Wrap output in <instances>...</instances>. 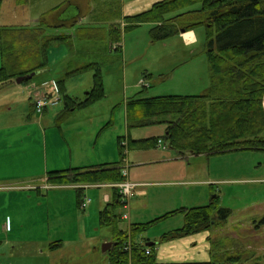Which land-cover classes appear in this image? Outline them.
<instances>
[{"label":"rangeland","instance_id":"1","mask_svg":"<svg viewBox=\"0 0 264 264\" xmlns=\"http://www.w3.org/2000/svg\"><path fill=\"white\" fill-rule=\"evenodd\" d=\"M71 2L74 0H30L27 5L22 6L16 4L15 0H4L0 24L1 26L25 27L24 25L27 24L33 26L41 22H38L37 18L41 17L42 12L54 16L60 11L56 17L51 16L53 19L50 18L48 23L50 26H60L59 29L50 28L48 32L50 34H74L75 29L73 30L74 27L71 24L84 7L81 5L82 3H73L69 6ZM94 5L96 4L94 3ZM57 7L58 9H56ZM81 24L95 26L92 19L82 21L75 26L78 27ZM151 29L152 24L145 23L124 33L120 51L115 50L116 45L111 46V41L108 38L101 41L75 40L73 47L66 44L56 45L50 51V69L48 71L36 74L32 79L20 84L13 81L3 87L0 86V140L5 145L3 149H0V178L26 176L36 170L37 165L40 168V161L41 170L49 168L46 173L67 169L66 166L72 164L70 163L71 150L74 160L82 159L85 164H90L87 160H94L95 157L99 158L98 164L121 162L122 167H125L129 172L130 180H133L134 176L144 169H154V167L167 164V162L158 161V166L148 164L141 170L135 169L136 162L145 160V157L163 159L164 157L169 159L170 156L177 157L178 153L164 141L166 124L159 123L146 127L129 128L126 105L128 100L134 97L184 95L187 88L194 85H199L197 90H200L199 88L204 84L209 87L211 76L206 52V32L203 26L195 29L196 43H189L185 37L182 38L180 35L155 42L151 38ZM2 62V40L0 37V68ZM90 63H97L100 66L106 93L104 98L96 101L90 107L106 116V119L101 124L98 120L83 122L79 126H73L71 134H67L65 130V135H63L60 126L63 129L64 126L59 123V115L65 110L63 98L61 97V101L57 105H51L48 110L37 113L33 107V87L37 84L40 87H46L51 83L57 84L56 80L64 77L65 69H73ZM51 79L54 81H45ZM65 86L69 95L83 99L94 86V71L90 70L70 76L66 80ZM54 89L60 92L59 87H54ZM43 116H46V119L41 125L39 121ZM67 120H72V118L69 117ZM78 130H81L80 134H78ZM128 136L135 140L163 138L167 149L157 147L158 140L157 146L152 145L140 150L125 148L123 157L120 153L119 138ZM33 153L37 154V158H31ZM189 155L186 154V156ZM230 155L234 157H230ZM218 156L222 158L221 163L214 160L212 164L214 165L213 171L219 175H228L229 172L230 174L236 172L237 176L247 175L248 178L264 175V151L230 152ZM21 157L24 159L29 157V159L20 162ZM239 157H241V161L235 162ZM32 160L37 161V164H34ZM174 165L179 166L180 171L189 169L188 167H192L190 170L196 169L198 166L195 160L190 161L189 158H185L183 164ZM235 166L237 168L234 169ZM56 167L61 169H55ZM251 182L253 181L249 183L233 181L230 185H218L219 190L222 191L221 206L234 209L254 206L248 211V214L257 213L260 222L264 218V183ZM149 190L148 197L139 199L142 204L146 203L148 207L147 211L140 210L138 212L141 214L143 211L140 217L142 221L120 220L119 226L121 229L128 230L132 222L144 225L135 241L146 247H148L147 243L152 242L155 254H157L160 248L167 247L168 243L172 241L165 239L166 234L181 228L185 223L184 214L181 212L163 219L160 218L185 207L186 205L181 203L183 202L182 197H186L189 191L183 186L174 188L163 184L151 187ZM112 192V189L108 188L84 190L82 197L86 196L92 200L90 207L85 210L78 203L76 189L66 188L51 192L52 198L49 199L46 196L43 208L35 206L37 201L35 198L32 199V194L23 195V200L28 202L23 208V212L32 215L37 210L40 216L43 211V233L47 236L51 232L54 237L65 240L64 254L70 255L72 252L79 255L81 253L86 256L78 258L79 263H99L109 259L108 253L103 252L105 242L99 239H113V228L103 226L100 218V212L107 206L105 201L108 195L113 194ZM172 198L175 199L173 203L177 205L176 209L169 211L168 207L160 204L164 200L173 201ZM133 201H136V198ZM208 203H200V205L205 206ZM118 212L120 214L127 213L122 209ZM245 215L240 214V217L229 220L226 228L236 222L235 219L246 218ZM48 218L51 219L52 225L47 223ZM248 236H251L256 242L254 244L262 248L256 249L257 254L263 255L264 226L258 233L250 230ZM130 238L129 243L133 245V237ZM241 243L244 244V241ZM91 251L93 254L89 259L87 255ZM242 253L247 257V253ZM245 262L246 264H254V262L264 264V258H257L253 261L249 259Z\"/></svg>","mask_w":264,"mask_h":264},{"label":"trees","instance_id":"2","mask_svg":"<svg viewBox=\"0 0 264 264\" xmlns=\"http://www.w3.org/2000/svg\"><path fill=\"white\" fill-rule=\"evenodd\" d=\"M0 0V20L2 3ZM25 6L30 0H15ZM94 0L92 20L96 26L77 27L72 33L50 34L49 26L40 22L35 27L1 26L2 67L0 86L18 77L41 74L50 69L49 55L56 45L73 47L75 40L101 41L108 38L115 50H121L123 34L152 24L151 38L163 41L182 32L203 26L206 52L210 63L211 83L202 95H165L151 98L134 97L126 105L129 128L166 124L163 136L178 155H220L243 150L264 151V0H162L149 10L122 17L121 0ZM123 20V23H121ZM123 24V25H122ZM94 71V86L79 99L66 92L70 76ZM28 81V80H27ZM57 86L65 104L59 115L63 123L72 109L88 107L106 96L104 76L97 63L68 69ZM34 107V106H33ZM35 110V109H34ZM163 138H119L123 149H144ZM124 142V143H122ZM124 157V156H123ZM121 162L88 167H70L47 174L49 185H76L78 196L83 185L115 184L126 180ZM114 198L100 212L101 224L113 228L114 245L108 251L111 264H156L146 246L135 241L144 225H133L130 234L119 226L125 201L116 189ZM80 197V206L84 198ZM183 213L184 226L166 234V240L208 231L227 222L232 211L222 207L218 197L208 205L182 208L165 215ZM220 251H222L220 249ZM214 256L213 264H238L247 260L242 251L236 256ZM254 264H260L259 262Z\"/></svg>","mask_w":264,"mask_h":264},{"label":"crops","instance_id":"3","mask_svg":"<svg viewBox=\"0 0 264 264\" xmlns=\"http://www.w3.org/2000/svg\"><path fill=\"white\" fill-rule=\"evenodd\" d=\"M162 0H121V12L122 17L135 15L144 11L149 10L155 3ZM102 2V3H101ZM105 1L100 0V3L104 5ZM73 3L83 5V9L81 12L77 14L76 20L71 24L74 29L77 27L78 23H81L85 20L92 19V13L95 10L94 0H74ZM58 9V7L56 8ZM55 11V10H53ZM52 13V12H51ZM60 11L56 15H58ZM50 13L42 12L41 17L37 18V21L49 23ZM56 15H54L56 17ZM53 16V17H54ZM53 17L51 19H53ZM93 22V20H92ZM123 23V20H121ZM94 24V23H93ZM95 25V24H94ZM7 26V25H6ZM25 27H35L36 25H24ZM49 26L55 30L59 29L60 26L54 25ZM81 26H87L81 24ZM78 26V27H81ZM96 26V25H95ZM76 27V28H75ZM75 31V30H74ZM195 30L183 32L180 36L185 37V40L189 43H196V34ZM71 69V68H67ZM65 69V72L67 71ZM64 72V74H65ZM53 82L54 79L45 80ZM57 81V80H56ZM192 81V80H190ZM44 82V81H43ZM58 82V81H57ZM37 84L36 86H38ZM194 85V84H193ZM36 86L33 87V92H35ZM192 86V85H190ZM199 85L192 86L187 88L184 92V95H202L205 94L209 87L205 84L200 87V90H197ZM200 91V92H199ZM68 94V93H67ZM62 97V96H61ZM48 110V109H47ZM86 112V113H85ZM70 117L72 120H67ZM68 118L61 123L60 125L64 126V129L60 126V130L63 135H65V130L67 134L72 133L73 126H79L83 122H94L100 121V124L105 121L106 116H103L101 113L96 111L93 107H83L72 109L69 113ZM46 116H43L39 123L44 124V120ZM66 123V124H65ZM43 127V126H42ZM67 128V129H66ZM44 129V127H43ZM81 133V130H78V134ZM46 135V133H45ZM10 146V144H8ZM3 141L0 140V149L4 148ZM13 146V144H11ZM158 147V146H157ZM166 150L167 148H162ZM140 150V149H138ZM246 151H254V150H243L241 152ZM240 152V151H237ZM71 162L72 164H68L71 167H88L99 165V158L95 157L94 160L88 159V163L85 164L82 159L74 160L73 151L71 150ZM245 156V155H243ZM37 158V154L33 153L31 156L32 159ZM230 157H234L230 155ZM229 157V158H230ZM189 158L190 161L195 160L198 166L196 169H191L192 167H188L189 169L180 171L178 169L179 166L174 164H183L184 159ZM29 157L20 158V162L28 160ZM221 157L218 155L211 154H199V155H189V156H180L172 157L169 159L163 158H151L145 157V160H139L136 162L135 169L145 168L146 165L158 166L157 162H167L166 165H162L159 167H154V169H144L138 175H135L133 180L129 179V172L127 173V180L136 183L137 186L134 189L133 195L130 197L129 205H128V215L129 221H142L140 220L141 214H138L140 210H148L146 203L142 204L139 199L146 198L149 196V188L157 187V185L163 184L168 187H184L187 188L189 194L185 197L183 196L182 205H186L183 208H192L198 207L196 205H200V203H210L213 199L218 197L219 203L222 202V191L219 190L218 185H230L232 182L242 181L245 183H264V175L248 178L247 175L237 176L236 172L234 174L227 173L228 175H219L213 171L214 165L212 162L221 163ZM6 160V158H5ZM77 161V162H76ZM241 157L237 158L235 162H240ZM34 164H37V161L32 160ZM82 163V164H80ZM101 164V163H100ZM69 166H66L70 168ZM237 168L236 166L234 169ZM47 169V170H46ZM46 169L41 170V161L40 168L34 170L30 174L26 176H13L7 178H0V264H85L79 263L78 258H85L86 255H82L79 253H72L67 255L63 253V248L65 247V240H61L58 237H54L51 232L47 236L44 235L43 231V211L39 216V212L36 210L32 215L23 212V208L28 203L23 200L22 196H28L29 194L33 195L32 199H36V205L43 208L44 200L47 198H52L50 195L51 192H55L60 189H78L76 185H64V186H55L49 185L47 183V174ZM55 169H61L56 167ZM66 169V168H65ZM228 172V171H227ZM251 179V180H250ZM169 181V182H167ZM82 188L79 196L84 195V190L90 188H108L112 189V195H108L107 200L105 201L106 205L114 198V192L116 191L115 187L111 185H83L77 186ZM193 188V189H192ZM78 199L80 200V197ZM86 197V196H84ZM113 197V198H112ZM136 198V201L133 199ZM31 199V200H32ZM90 199V198H88ZM78 203L80 205V202ZM173 201L160 202L161 205H165L166 207L173 210L177 207L173 202L175 199L172 198ZM92 200L90 199V203L88 207H90ZM33 203V202H32ZM139 203V204H137ZM208 203V204H209ZM132 204V205H131ZM207 204V205H208ZM106 207V206H105ZM254 207V206H253ZM253 207H241L238 209L229 208L232 213L228 218L227 222L223 225L213 226L210 230L200 232L194 235H190L183 238L174 239L168 243L167 247L160 248L159 252L156 254V264H213L214 256H219L225 254L228 251L229 256H236L240 251L247 253V260L251 259L252 261L255 259L264 258L263 255H258L256 249H262L257 246L256 243L251 236H248V232L252 230L254 233H258L264 226V218L259 222V217L257 213L248 214V211ZM83 209V208H82ZM85 210V209H84ZM243 211V212H242ZM239 212V213H238ZM49 214V213H48ZM240 214H246V218H238L235 219L236 222H233L229 228H226V225L229 220L232 218L240 217ZM249 218V219H248ZM242 219V220H241ZM245 219V220H244ZM249 220L250 222L246 221ZM252 221V222H251ZM132 222L130 224L128 233L131 234V228L135 224ZM47 223L52 225L51 219L48 218ZM141 223V222H139ZM135 225H139L136 223ZM254 227V228H253ZM227 229V230H225ZM256 229V230H255ZM125 230V229H124ZM225 234V235H224ZM130 236V235H129ZM256 237V236H255ZM96 240L98 238L96 237ZM102 242H112L113 239H99ZM244 241V244L241 242ZM220 249L222 251H220ZM227 249V250H226ZM264 249V248H263ZM93 250V249H90ZM90 250H87L88 252ZM85 253H88V252ZM104 252V251H103ZM108 253V252H104ZM93 251H91L87 258H91ZM73 259V260H71ZM91 261V260H90ZM248 263V262H247ZM88 264H111L110 260L106 259L99 263L90 262ZM238 264H246V262L238 263Z\"/></svg>","mask_w":264,"mask_h":264},{"label":"built area","instance_id":"4","mask_svg":"<svg viewBox=\"0 0 264 264\" xmlns=\"http://www.w3.org/2000/svg\"><path fill=\"white\" fill-rule=\"evenodd\" d=\"M54 87H57V84L51 83L45 86H38L35 88V92H33L34 99V108L38 113H42L49 105H57L60 101L59 91L55 90ZM158 146L165 147L163 140L158 141ZM111 186L116 187L119 190V194L123 197V201H125L124 208L128 207V200L133 195V191L136 187L135 183H131L129 181H123L121 183L112 184ZM90 203V199H86L82 207L87 208ZM124 219L128 218V215L125 214L123 216ZM146 254H151V250L147 249Z\"/></svg>","mask_w":264,"mask_h":264},{"label":"water","instance_id":"5","mask_svg":"<svg viewBox=\"0 0 264 264\" xmlns=\"http://www.w3.org/2000/svg\"><path fill=\"white\" fill-rule=\"evenodd\" d=\"M36 75V73H33V74H31V75H28V76H21V77H18L17 79H16V82L17 83H23V82H25V81H27V80H30V79H32L34 76ZM113 244H114V242H106L105 244H103V251L104 252H107V251H109L111 248H112V246H113ZM147 245L148 246H152L153 245V243H147Z\"/></svg>","mask_w":264,"mask_h":264}]
</instances>
